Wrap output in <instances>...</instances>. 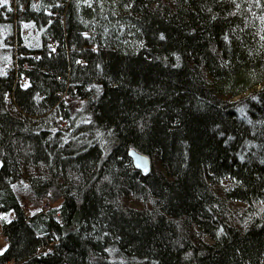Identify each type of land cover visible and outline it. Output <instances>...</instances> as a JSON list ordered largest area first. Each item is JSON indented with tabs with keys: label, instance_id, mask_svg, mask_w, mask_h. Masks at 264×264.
<instances>
[{
	"label": "trees",
	"instance_id": "1",
	"mask_svg": "<svg viewBox=\"0 0 264 264\" xmlns=\"http://www.w3.org/2000/svg\"><path fill=\"white\" fill-rule=\"evenodd\" d=\"M21 23L40 56L25 88L0 75V264H264V0H40Z\"/></svg>",
	"mask_w": 264,
	"mask_h": 264
},
{
	"label": "built area",
	"instance_id": "2",
	"mask_svg": "<svg viewBox=\"0 0 264 264\" xmlns=\"http://www.w3.org/2000/svg\"><path fill=\"white\" fill-rule=\"evenodd\" d=\"M40 3V0H7V5L12 8V17H16V21L13 24L12 34H4L0 40H8V46L10 50V60L0 68V74L8 77H13L15 85H18L22 88H25L29 85V78L26 74L22 73V69H28L30 63L28 59H38L39 53L37 51H32L35 48V43L33 39L28 38V33L26 30H23L22 23L19 26L18 21L21 16L26 12L28 7L37 8ZM65 3H60V7H65ZM20 10V12H18ZM61 12H56L52 15L51 20L56 21L60 19ZM32 41V42H31ZM57 45L55 41H52L49 45V50L54 51ZM25 49L29 50V53L24 52ZM61 97H64L65 94L61 93ZM44 210L51 208L49 204H43ZM55 219H59V214L56 215Z\"/></svg>",
	"mask_w": 264,
	"mask_h": 264
},
{
	"label": "rangeland",
	"instance_id": "3",
	"mask_svg": "<svg viewBox=\"0 0 264 264\" xmlns=\"http://www.w3.org/2000/svg\"><path fill=\"white\" fill-rule=\"evenodd\" d=\"M22 28H23V30H26L27 31V33H28V38L30 39H33L32 41H34V43L36 42V40H37V37H36V35L38 34L37 33V31H36V29L35 28H32V27H30V26H28V25H26L25 23L24 24H22ZM7 33H9V31H5L4 29H0V38L4 35V34H7ZM31 41V42H32ZM0 44H2V41L0 40ZM6 62V61H5ZM0 64H4V62H0ZM1 68V67H0ZM66 101L68 102V101H72L71 99H69L67 96H66ZM72 102H74L75 103V107L77 108V109H80L81 107H80V100H78V101H72ZM0 167H1V163H0ZM28 185V184H27ZM46 204L47 205V202H44L43 201V203H42V205L43 204ZM54 206V205H53ZM27 210L29 209L27 206H24ZM10 217H12L11 215H10ZM1 226V225H0ZM5 248H6V245H5V239H4V237L2 236V234H1V230H0V254L1 253H3V251L5 250ZM113 256V255H112Z\"/></svg>",
	"mask_w": 264,
	"mask_h": 264
},
{
	"label": "water",
	"instance_id": "4",
	"mask_svg": "<svg viewBox=\"0 0 264 264\" xmlns=\"http://www.w3.org/2000/svg\"><path fill=\"white\" fill-rule=\"evenodd\" d=\"M129 157L133 162L134 168L137 171H140L142 175L146 176L150 173L151 163L150 159L146 155L138 152L135 149H131L129 151Z\"/></svg>",
	"mask_w": 264,
	"mask_h": 264
},
{
	"label": "bare ground",
	"instance_id": "5",
	"mask_svg": "<svg viewBox=\"0 0 264 264\" xmlns=\"http://www.w3.org/2000/svg\"><path fill=\"white\" fill-rule=\"evenodd\" d=\"M7 4V3H6ZM18 12H20V10L18 11ZM15 21H16V17H13V18H10L9 20H8V23H10V25H13L14 23H15ZM52 42V41H51ZM50 42V43H51Z\"/></svg>",
	"mask_w": 264,
	"mask_h": 264
},
{
	"label": "snow or ice",
	"instance_id": "6",
	"mask_svg": "<svg viewBox=\"0 0 264 264\" xmlns=\"http://www.w3.org/2000/svg\"><path fill=\"white\" fill-rule=\"evenodd\" d=\"M4 3L6 4L7 3V0H4ZM161 38H163V36Z\"/></svg>",
	"mask_w": 264,
	"mask_h": 264
}]
</instances>
